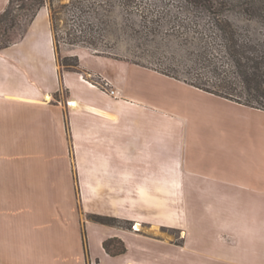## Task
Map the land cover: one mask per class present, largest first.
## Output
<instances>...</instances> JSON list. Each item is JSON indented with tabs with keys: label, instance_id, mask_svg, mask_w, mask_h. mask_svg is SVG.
Returning <instances> with one entry per match:
<instances>
[{
	"label": "crops",
	"instance_id": "crops-1",
	"mask_svg": "<svg viewBox=\"0 0 264 264\" xmlns=\"http://www.w3.org/2000/svg\"><path fill=\"white\" fill-rule=\"evenodd\" d=\"M77 55L88 62L78 57V72L59 69L46 7L0 49V222L28 221L22 244L13 226L1 225L0 264H264V134L261 149L235 140L230 155H220L224 132L189 118L184 128L146 97L135 74L264 110L127 60ZM82 72L109 80L116 96L84 82ZM16 189L23 200L13 198ZM113 237L125 253L105 252Z\"/></svg>",
	"mask_w": 264,
	"mask_h": 264
},
{
	"label": "trees",
	"instance_id": "trees-1",
	"mask_svg": "<svg viewBox=\"0 0 264 264\" xmlns=\"http://www.w3.org/2000/svg\"><path fill=\"white\" fill-rule=\"evenodd\" d=\"M60 1L8 0L0 13V49L14 43L12 37L21 28L18 27L21 20L26 24L24 30L19 31V38L38 11L47 6L56 53L61 37L58 14L65 10L62 14H67V20L73 21L74 26L65 31L63 43L82 45L94 55H109L99 49L103 39L99 24L108 22L104 20L108 16L101 14L100 9L112 12L113 2L69 0L60 5ZM117 2L129 6L133 0ZM177 13L169 35L183 44L185 56L172 62L165 57L163 61L159 60L164 69H151L212 95L264 110V0H180ZM92 17L98 24L90 22ZM154 31L150 32L152 36ZM59 65L78 72V56H65ZM89 218L110 226H116L118 222L110 217L93 215ZM102 246L110 256L126 252L124 243L116 237L105 240Z\"/></svg>",
	"mask_w": 264,
	"mask_h": 264
},
{
	"label": "rangeland",
	"instance_id": "rangeland-1",
	"mask_svg": "<svg viewBox=\"0 0 264 264\" xmlns=\"http://www.w3.org/2000/svg\"><path fill=\"white\" fill-rule=\"evenodd\" d=\"M81 1L89 3L92 0ZM110 1L113 2L114 6L112 12H106L105 9H100L101 14H106L108 16L104 19L108 20L106 24H99L101 29L100 34L103 35L99 49L108 52L109 55L105 56L127 60L133 64L139 63V66L143 65L158 70L164 69L159 61L160 59L163 61L166 57L170 62L182 60L181 57L185 56L183 44L169 35L170 30L176 23L175 18L176 15H178L177 11L180 6V0H133L129 6H121L118 4L119 2H117V0ZM68 2L69 0H62L59 4L62 5ZM7 3L8 0L2 5L0 13L6 8ZM46 8L49 12L47 6ZM64 11L65 10L62 12L64 13ZM62 12L58 14L61 19L59 21V35L61 37L58 42V53H56L58 64L60 59L65 56H78L77 54L80 53L82 55L84 52L94 54L92 50L82 45L70 46L63 43L62 36L65 37V31L72 28L74 23L73 21H68L66 18L67 14H62ZM87 18L86 16L85 19ZM89 20L93 24L96 23V19L93 17ZM25 24V21H20L18 27L21 28H18L16 35H13L12 42H15L19 38V31L24 30ZM152 30H156L154 31V36L150 34ZM79 59L86 61L82 57H79ZM92 66L100 68L97 63ZM59 69L61 71L65 70L60 65ZM135 76L137 83H141L146 97L156 99L163 107V113H175L179 115L182 120H185L183 124L184 128L189 118V120L194 119L196 121L199 120V122L205 121L206 126L219 130L221 134L224 132L226 144L222 146V139L217 141L221 144V146L219 144L216 149L220 155H222L223 152L230 155V144L231 142L234 144L235 140H239L238 142L242 144V148L246 143L252 148L253 145L256 144L259 149L262 148L261 138L264 134V113L249 112L246 108L224 105L214 98L206 96L190 86L188 87V85L172 82L164 78L153 77V75L146 72L140 71L135 74ZM171 109H173V112H171ZM195 123L197 122H191L190 125ZM257 138L260 140L259 144ZM212 148L215 149L216 146L213 144ZM244 148H246V146ZM212 153L214 154V152ZM223 161H225V159ZM230 161L234 163V165L235 163L238 166L242 165L240 161ZM13 198L16 200H23V197L19 196L17 189L13 192ZM26 198L27 197H25V199ZM76 210L81 211L80 205L77 202ZM18 221L21 223L18 224V228L16 222H12L9 225L10 227L13 226L14 229L12 237L17 243H26L27 231L25 226L27 220L24 224L22 220ZM1 225L2 222H0V227ZM116 225L130 228L131 230L141 229L140 226L139 229H136V224L131 226L124 221H118ZM5 227L8 226L5 225ZM164 233L169 234L171 232L165 231Z\"/></svg>",
	"mask_w": 264,
	"mask_h": 264
},
{
	"label": "built area",
	"instance_id": "built-area-1",
	"mask_svg": "<svg viewBox=\"0 0 264 264\" xmlns=\"http://www.w3.org/2000/svg\"><path fill=\"white\" fill-rule=\"evenodd\" d=\"M81 78L89 85L99 87L102 91L107 92L110 96H116V91L111 87L110 81L103 77H96L90 72H83Z\"/></svg>",
	"mask_w": 264,
	"mask_h": 264
},
{
	"label": "bare ground",
	"instance_id": "bare-ground-1",
	"mask_svg": "<svg viewBox=\"0 0 264 264\" xmlns=\"http://www.w3.org/2000/svg\"><path fill=\"white\" fill-rule=\"evenodd\" d=\"M72 106H73V105H72ZM135 228H136V229H139V225L136 224V227H135Z\"/></svg>",
	"mask_w": 264,
	"mask_h": 264
}]
</instances>
